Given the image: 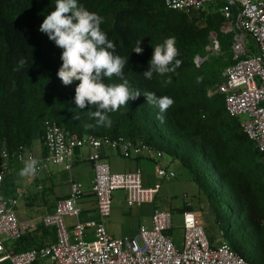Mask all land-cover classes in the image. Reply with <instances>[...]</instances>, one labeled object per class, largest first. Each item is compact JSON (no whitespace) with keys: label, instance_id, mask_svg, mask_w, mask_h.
Listing matches in <instances>:
<instances>
[{"label":"trees","instance_id":"16d2710c","mask_svg":"<svg viewBox=\"0 0 264 264\" xmlns=\"http://www.w3.org/2000/svg\"><path fill=\"white\" fill-rule=\"evenodd\" d=\"M78 2L103 17L101 29L115 43L117 54L127 59L124 72L130 87L142 95L154 92L157 97L171 98L173 103L160 114L141 95L128 101L127 107L108 113L110 125H97L90 115L95 106L79 110L74 104L78 82L64 85L56 75L61 49L38 30L55 0H0V152L13 153L19 145L28 149L38 139L45 156L46 120L55 121L67 135L144 141L187 169L206 196L221 239L249 264H264V172L259 169L264 157L243 132L239 117L225 110L223 95L208 93L221 81L223 69L235 61L232 33L220 31V7L229 4L236 17V6L214 0L185 11L167 8L164 0ZM210 31L216 33L219 50L196 65L194 56L207 53ZM168 37L175 38L180 65L163 77L154 73L151 80L145 79L152 47ZM140 39L143 52L137 54L132 48ZM21 58L25 60L22 66ZM167 77L171 79L165 84ZM104 82L122 81L113 76ZM7 185L4 174V193H8ZM42 231V237L24 233L15 239L12 250L43 245V237L51 231Z\"/></svg>","mask_w":264,"mask_h":264},{"label":"built area","instance_id":"2783aa9c","mask_svg":"<svg viewBox=\"0 0 264 264\" xmlns=\"http://www.w3.org/2000/svg\"><path fill=\"white\" fill-rule=\"evenodd\" d=\"M214 0H164L167 8L173 10L197 9ZM237 8L233 16L230 5L220 7L223 23L220 31L232 33V64L226 66L218 82L210 92H218L224 97V107L228 114L246 118L239 119L240 127L264 157V0H226ZM246 36L255 43V51L250 52L245 44ZM205 45L206 55H195L197 65L209 53L219 50V42L214 31L208 33ZM46 155L37 159V171L29 176L34 181L47 163L53 162L69 170L75 149L87 146L88 160L93 170L91 191L96 201L98 219L75 222L67 227L65 216H77L80 212L79 199L84 187L79 181L71 180L66 196L55 201L51 212L40 215L35 222L51 228L55 239L47 244L15 252L7 248L6 241L17 239L34 222L21 221L16 214V206L24 192L13 196L2 192V179L10 162H24L35 157L24 145H19L9 153L0 152V262L11 264H249L221 239L211 243L207 239L203 225L191 210L182 212V245L174 244L168 231L172 227L169 210L154 208L150 215L151 225H140L132 236H111L105 221L111 213L112 192L125 191L128 206L151 203L159 190L160 183L150 186L142 183L140 168L127 172H114L100 155L101 146L117 148L122 157L144 156L154 160V175L163 180L175 176L161 160L163 151L144 141H132L124 136L97 137L86 134L79 137L67 135L53 120H46L43 134ZM91 232V239L87 233Z\"/></svg>","mask_w":264,"mask_h":264},{"label":"clouds","instance_id":"9594fccd","mask_svg":"<svg viewBox=\"0 0 264 264\" xmlns=\"http://www.w3.org/2000/svg\"><path fill=\"white\" fill-rule=\"evenodd\" d=\"M102 23L103 17L89 11L78 0H55L53 10L44 15L38 30L61 49V64L56 73L61 83L69 85L78 82L73 96L76 108L83 110L95 106L96 111L90 115L96 119L97 125H110L108 113L127 107L128 101L142 94L138 89L130 87L124 72L127 59L117 54L115 43L100 27ZM140 45L141 39L136 42L132 52L141 54L143 48ZM177 55L174 37L156 44L152 47V55L143 77L151 80L154 73L163 77L173 72L181 63ZM24 63L25 60L21 58L19 65ZM113 76L122 82H104ZM170 79L167 77L164 83H169ZM142 96L145 102L154 104L160 114L173 103L171 98L157 97L154 92H145ZM158 118L163 120V115H158ZM36 166V159L25 160L19 169V176H34Z\"/></svg>","mask_w":264,"mask_h":264},{"label":"crops","instance_id":"0c3cea01","mask_svg":"<svg viewBox=\"0 0 264 264\" xmlns=\"http://www.w3.org/2000/svg\"><path fill=\"white\" fill-rule=\"evenodd\" d=\"M27 150L32 153L36 160L44 157L43 147L38 139H36ZM89 153L90 150L85 145L76 148L69 170H66L62 166L53 162H48L46 170L39 171L34 181H30L29 176H19V169L23 167L24 162H10L5 173L8 182L6 191L8 193L2 192L7 196H13L20 191L24 192L23 196L18 201V204L21 202L22 205L18 207L17 204L16 206V214L18 218L24 222H33L40 215L51 212L55 205V201L68 194L69 183L71 180H75L81 182L84 187V192L79 199L80 212L77 216H65V225L71 227L75 222H85L98 219L96 201L94 194L91 191L93 170L91 163L88 160ZM100 155L102 159L108 162L111 170L114 172H127L140 168L142 173V183L145 186H150L155 182H158V178L154 175V160L152 159L142 155L131 156L128 158L122 157L119 149L107 145L101 146ZM161 160L164 161L167 167L176 174L175 166L178 164L177 159H174L171 156L169 159H164L162 155ZM194 192L198 194L197 204L193 206L192 202H189L184 204L183 207L187 206V210H191L195 213L197 218L201 221L204 229V217L209 214L213 223L214 217L208 207L206 196L199 188L197 190L195 189ZM125 196V191L122 189H116L112 192L113 202L111 213L105 221V228L111 236H132L140 225L148 227L151 225L150 215L156 207H152L148 203L128 206L125 202ZM29 207L37 209L39 212L29 213L31 212ZM125 207L129 209L133 208L132 211L135 216L142 215L144 222H140L133 229H129L123 212ZM29 214L31 215L27 216ZM45 228L46 227H43L40 222L34 221L29 228L25 229L24 233L33 234L35 237H42V230ZM49 230L51 231V234L46 233V236L43 237V240H45L44 244L52 242L55 239L53 230L51 228H49ZM50 235H52V237ZM87 236L92 237V233L88 232ZM10 248L12 249V246Z\"/></svg>","mask_w":264,"mask_h":264},{"label":"rangeland","instance_id":"374dc122","mask_svg":"<svg viewBox=\"0 0 264 264\" xmlns=\"http://www.w3.org/2000/svg\"><path fill=\"white\" fill-rule=\"evenodd\" d=\"M245 44L250 52H254L255 43L254 40L250 36H246ZM246 118V115H240L239 119ZM164 159H169L170 156L166 153H163ZM264 160V159H263ZM21 163V162H20ZM177 165L175 166L176 174L175 177L170 179L169 181L159 179L160 187L158 192L156 193L153 201L150 204L152 207L169 210L172 215V227L169 230V235L171 236L173 242L177 246L182 245V208L183 205L189 202H192L193 206L197 204L198 197L194 191L197 190V185L189 179V173L187 169L177 161ZM260 172H264V166L259 167ZM214 177V174H213ZM214 182L216 179L214 178ZM111 201V207H112ZM145 204V203H144ZM22 204L19 202L18 207ZM135 208V207H134ZM29 213H38L39 210L29 207ZM133 208L129 209L125 207L124 216L127 220V227L129 229H133L138 223L144 222L142 215L135 216L133 214ZM31 214L27 215L30 216ZM205 226L204 233L211 243H217L219 239V233L216 225L213 223L211 216L208 214L205 217ZM87 239H91V237H87ZM15 239L7 240L6 246L10 249V247L14 244ZM0 264H11L10 261L5 260L1 261ZM37 264V263H34Z\"/></svg>","mask_w":264,"mask_h":264}]
</instances>
